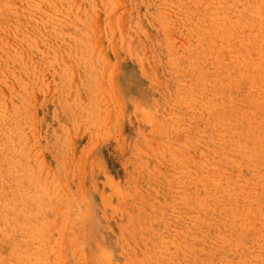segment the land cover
<instances>
[{"label":"rangeland","instance_id":"obj_1","mask_svg":"<svg viewBox=\"0 0 264 264\" xmlns=\"http://www.w3.org/2000/svg\"><path fill=\"white\" fill-rule=\"evenodd\" d=\"M0 264H264V0H0Z\"/></svg>","mask_w":264,"mask_h":264}]
</instances>
